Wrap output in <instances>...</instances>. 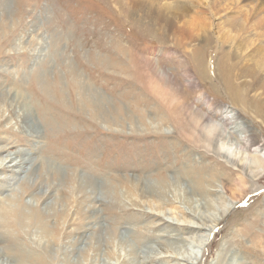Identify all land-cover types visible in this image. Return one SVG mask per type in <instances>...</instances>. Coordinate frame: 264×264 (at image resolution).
<instances>
[{"label": "rangeland", "instance_id": "1", "mask_svg": "<svg viewBox=\"0 0 264 264\" xmlns=\"http://www.w3.org/2000/svg\"><path fill=\"white\" fill-rule=\"evenodd\" d=\"M240 6L236 34L233 8L182 27L128 0H0L2 260L264 264V165L238 166L204 127L264 157L248 59L263 29ZM220 195L233 205L211 229L175 219Z\"/></svg>", "mask_w": 264, "mask_h": 264}, {"label": "bare ground", "instance_id": "2", "mask_svg": "<svg viewBox=\"0 0 264 264\" xmlns=\"http://www.w3.org/2000/svg\"><path fill=\"white\" fill-rule=\"evenodd\" d=\"M240 1L243 2L242 5H241ZM128 2L131 5H133L135 8H137L138 10L143 9L144 10L143 12H145L147 15L152 16L155 19H158V20L169 19V21L170 20L171 21L180 20V22L182 21L180 24V26H182V27H185V25H187L189 20L191 19L190 13L201 15V16H202L201 13H204V14H206L204 19H206L207 16L208 17H214V15L218 14V12L222 13V12H225L226 10H229L230 8H233L229 13V14H231L230 16L232 17L229 22H230V24L233 25L232 29H235L236 34L238 32H240V30H242L243 24H244V23H242V20L240 18L241 12L236 8V5L238 4L239 6L241 5L243 7L250 8V9H248V10H250V12L248 13L250 18L256 19V20H254L253 27L256 28V26H257L258 28H261L264 30V0H214L212 2L211 6L206 0H128ZM250 4H254V7L253 8L250 7L249 6ZM241 6L239 7V9H241ZM198 9H200L201 11H199ZM207 14H209V15H207ZM260 14L262 15L261 16L262 18H259L260 20H258L257 17ZM192 20H193V18H192ZM258 21H260V22H258ZM195 24H194V27H196L195 32L198 33L199 28H202L201 27L202 24L200 26H198L199 24L197 26ZM221 26H222V24H221ZM228 30H231V29H228ZM263 30L257 31L255 35H257L261 38H264ZM239 42L238 43L240 46V50L237 48L239 51H241L243 48L247 47L248 42L245 39V37H244V39H241ZM262 44L263 45L261 47H258L256 50H255V48H253L254 51H252L253 53H251L249 55L248 59H249V61H252L253 66H255V69H261L264 72V39H262ZM246 58H247V56H246ZM260 81H261V79H260ZM263 81H264V79H263ZM257 84L259 85L260 83H257ZM204 127L208 131V137H207L208 142L213 143L217 140L219 143L218 149L220 151L226 152L228 158L233 160V162L235 161V163L238 166H242V168L245 167L247 169H250L249 172L252 173L253 175H254L255 171H257V173L259 172L257 170L258 167L260 168L261 166L264 165V157L263 156H257L256 155V158H252V157H249L248 154H246L244 151L241 150L242 147L237 148L236 146H234V147L233 146H226L222 143L223 139L226 140L225 139L226 135H224V133L221 130H220L219 136L217 137L214 135L215 132L218 131L217 127H214L210 124L209 125L207 124ZM252 168H255V170H253ZM220 193H224V192L220 191ZM232 195L233 194H231V196ZM217 199H218L217 202H215L216 205H214V206H212V204H210V202H209V203H207V207L204 206V207H202V209L196 208L193 211L190 210L187 213L186 217L188 216L191 219H187V218L185 219L184 217L181 219L176 217L175 219L178 222L180 221L184 225H188L189 227H195V228L203 227V229H205V230L211 229V227H213L214 225L217 224L216 222H217L218 217L223 215L233 205L232 201H230L229 199H226V197H223L222 195L218 196ZM235 201H238V200H235ZM151 209H153V208H151ZM155 209L157 210V208H155ZM174 217L175 216H173V218ZM204 239H205L204 237L200 238L199 241L196 239L197 241H194L195 242L194 244L191 243V244H193L192 247L195 249L201 248V245L203 244ZM192 247H191V249H192ZM189 249H190V247H189ZM177 254H180V253H177ZM165 257H169V256L166 255ZM173 257H175V256H173ZM175 259H177V258H175ZM195 259H196V256L194 255L193 251H189V253L186 254V256L184 255L180 260H183L184 262H186L188 264V263H193V260H195ZM7 262H8V260L4 261L1 259V252H0V264H8Z\"/></svg>", "mask_w": 264, "mask_h": 264}]
</instances>
